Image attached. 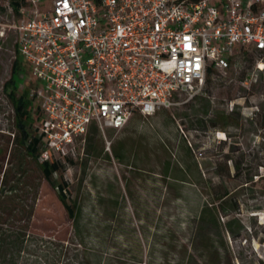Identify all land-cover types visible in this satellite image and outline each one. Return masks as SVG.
<instances>
[{
    "label": "rangeland",
    "instance_id": "obj_1",
    "mask_svg": "<svg viewBox=\"0 0 264 264\" xmlns=\"http://www.w3.org/2000/svg\"><path fill=\"white\" fill-rule=\"evenodd\" d=\"M9 2L0 0V232L22 251L11 264H264V77L241 84L256 56L206 76L188 103L97 128L53 155L72 220L14 137L3 85L19 15ZM22 66L18 92L37 83Z\"/></svg>",
    "mask_w": 264,
    "mask_h": 264
},
{
    "label": "built area",
    "instance_id": "obj_2",
    "mask_svg": "<svg viewBox=\"0 0 264 264\" xmlns=\"http://www.w3.org/2000/svg\"><path fill=\"white\" fill-rule=\"evenodd\" d=\"M18 15L40 161L69 154L92 124L119 131L136 113L194 100L207 70L225 72L235 57L256 56L243 86L264 77V0H51L44 11L19 0Z\"/></svg>",
    "mask_w": 264,
    "mask_h": 264
},
{
    "label": "trees",
    "instance_id": "obj_3",
    "mask_svg": "<svg viewBox=\"0 0 264 264\" xmlns=\"http://www.w3.org/2000/svg\"><path fill=\"white\" fill-rule=\"evenodd\" d=\"M10 4L13 11L18 14L19 1L10 0ZM16 51L17 56H15V59L13 60L11 66V77L4 83L3 90L13 107L15 129L14 137L16 143L24 149L27 156L36 161L40 158L43 141L42 138L38 135L37 128L35 127L32 129V126L36 121L40 123L41 112L36 107L34 102L28 97L27 90L23 89L21 92H18L15 77L23 74L24 68L22 66V58L18 53L17 46ZM213 72L214 70L209 68L207 70V76H210ZM96 129V125L92 124L90 125L87 133H89L90 131H95ZM5 151L6 149L3 150V153H5ZM39 166L43 178L57 190V197L63 205L68 217H70L72 220H75L77 208L73 203L67 202V196L65 194L67 183L62 180H53V176L61 172L59 161L54 159V157L51 155L48 160L41 161ZM6 172L7 168H5V170L2 172V166H0V174L2 173V180L4 179ZM16 238L17 237H15L14 239L16 240ZM14 245L15 243H13L12 246ZM14 248H9V246L5 242V236L0 232V264H11L12 261H15L16 255L18 256L20 253H22V251H19L18 247H16L15 250Z\"/></svg>",
    "mask_w": 264,
    "mask_h": 264
},
{
    "label": "crops",
    "instance_id": "obj_4",
    "mask_svg": "<svg viewBox=\"0 0 264 264\" xmlns=\"http://www.w3.org/2000/svg\"><path fill=\"white\" fill-rule=\"evenodd\" d=\"M138 114V113H137ZM141 116V115H140Z\"/></svg>",
    "mask_w": 264,
    "mask_h": 264
}]
</instances>
